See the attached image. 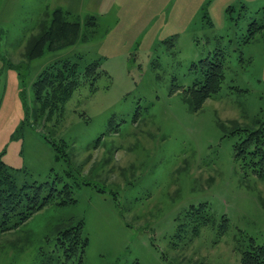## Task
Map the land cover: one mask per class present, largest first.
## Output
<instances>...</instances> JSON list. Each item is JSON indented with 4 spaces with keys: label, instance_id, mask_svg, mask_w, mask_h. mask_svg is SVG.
I'll list each match as a JSON object with an SVG mask.
<instances>
[{
    "label": "rangeland",
    "instance_id": "obj_1",
    "mask_svg": "<svg viewBox=\"0 0 264 264\" xmlns=\"http://www.w3.org/2000/svg\"><path fill=\"white\" fill-rule=\"evenodd\" d=\"M54 6L79 37L30 57ZM253 21L264 24V0H0V159L17 187L68 184L75 199L1 232L0 264H73L57 237L78 221L83 264H240L238 243L264 244V153L234 156L264 135V26L244 40ZM217 49L224 80L195 109L185 89ZM63 60L79 82L47 117L34 82Z\"/></svg>",
    "mask_w": 264,
    "mask_h": 264
},
{
    "label": "trees",
    "instance_id": "obj_2",
    "mask_svg": "<svg viewBox=\"0 0 264 264\" xmlns=\"http://www.w3.org/2000/svg\"><path fill=\"white\" fill-rule=\"evenodd\" d=\"M95 16L91 15L85 23L91 30L94 29ZM264 26L251 22L247 36L244 40L252 38L254 34ZM81 29L78 21L68 19L66 11L55 8L48 26L33 39L29 50V56L35 57L43 53L44 47L55 50L67 47L76 43ZM224 52L217 49L213 58L202 59L199 62L203 79L193 82L185 89L188 99L191 100L195 109L202 106L206 99L212 97L221 87L224 80V64L222 58ZM196 65V64H195ZM98 64H91L85 69L84 80H89L88 76L98 71ZM79 73L76 62L63 60L50 64L39 75L34 82L35 99L40 105V114L46 113L49 117L56 110L61 109L64 102L70 97L79 82ZM255 135V136H254ZM263 132L256 131L247 135L241 144L243 148L236 146V157L240 152H246L255 156L257 152L264 153L260 145L264 144ZM55 151L65 152V141L60 144L53 143ZM64 147V149H63ZM56 152L55 158L58 160L60 154ZM264 158V157H263ZM59 180V178H57ZM44 193V194H43ZM72 190L68 184H64L57 189L55 182L43 183L40 185H23L17 187L10 173V168L0 159V233L17 228L27 221L32 214L41 209L51 201L58 205H66L75 201ZM191 214H196L197 210L192 207ZM57 237L58 247L63 250L67 259L72 258L73 264H83V256L88 244V237L82 230V222L69 224L59 229ZM240 264H264V244H257L250 239L246 244H237Z\"/></svg>",
    "mask_w": 264,
    "mask_h": 264
},
{
    "label": "crops",
    "instance_id": "obj_3",
    "mask_svg": "<svg viewBox=\"0 0 264 264\" xmlns=\"http://www.w3.org/2000/svg\"><path fill=\"white\" fill-rule=\"evenodd\" d=\"M80 2V0H79ZM91 5H101L103 4V0H90ZM54 8H61L60 6H54ZM94 16V15H93Z\"/></svg>",
    "mask_w": 264,
    "mask_h": 264
}]
</instances>
